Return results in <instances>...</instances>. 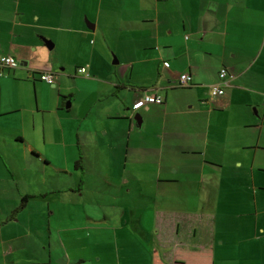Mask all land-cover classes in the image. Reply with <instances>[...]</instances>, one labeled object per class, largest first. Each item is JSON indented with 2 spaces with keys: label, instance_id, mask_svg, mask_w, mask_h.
Masks as SVG:
<instances>
[{
  "label": "crops",
  "instance_id": "1",
  "mask_svg": "<svg viewBox=\"0 0 264 264\" xmlns=\"http://www.w3.org/2000/svg\"><path fill=\"white\" fill-rule=\"evenodd\" d=\"M23 5V0H0V53L20 62L0 76V264H151L153 252L164 264H174L180 254L194 264H210V259L219 264L231 259L223 253V241L219 249L214 244L216 220L224 222L227 216L242 218L238 264H259V240L264 244V227L259 225L260 218L264 223V212L259 213L264 204V197L259 200V191H264V128L259 129L264 107V0H102L95 16L82 17L75 9L74 18L58 14L61 20L47 8ZM77 17L83 24L77 23L75 33L86 44L90 36L100 40L86 48V59L92 62L97 55L106 61L108 48L114 55L112 67L103 72L91 63V73L102 80L83 79L81 96L91 104L81 115V129L59 132L51 141L48 133V143L54 154L63 144L76 145L82 155L109 156L120 172L119 180H106L118 187L114 196H129L134 188L138 199L133 203L143 207L136 213L135 204L116 200L118 210L103 215L100 223L83 205L79 220L84 218V224L73 227L72 208L58 209L64 199L81 212L84 180L59 189L64 197L57 198V188L39 191V181L24 175L25 167L9 164V156L24 145L52 162L51 154L38 151V142L29 141L38 134L46 138L40 127L46 116L71 122L62 108L64 102L73 108L76 100L68 98L71 93L66 94L69 89L60 81L46 96L49 84L39 74L58 76L56 65L68 66L53 54L58 42L63 48H82L78 36L54 41L48 23L71 25ZM84 58L79 68L87 62ZM222 68L234 78L223 95L211 97L209 86L219 82ZM182 73L192 77L193 86H177ZM76 75L82 74L77 70ZM63 77L59 75L61 81ZM148 89L162 95L164 103L132 111L133 102ZM76 162V170L88 171ZM106 165L96 164L95 170ZM66 168L58 170L68 173ZM229 187L240 189L236 197H230ZM217 192H227L221 199L227 204L219 213ZM24 195L36 198L11 214ZM31 204L38 210L26 213ZM230 205L235 213L227 209ZM135 221L144 239L131 230Z\"/></svg>",
  "mask_w": 264,
  "mask_h": 264
},
{
  "label": "rangeland",
  "instance_id": "2",
  "mask_svg": "<svg viewBox=\"0 0 264 264\" xmlns=\"http://www.w3.org/2000/svg\"><path fill=\"white\" fill-rule=\"evenodd\" d=\"M102 0H23V6H41V8H44L46 10L47 8V12L49 11L51 14H54L56 16V19H60V16H58V14H65L67 15V13H71V15L73 16V18L75 17V9H79V14L83 15L84 14H88V15H92L95 16L97 13L96 10V6H98V4L101 2ZM114 2V0H113ZM116 6V5H114ZM119 6V4H118ZM69 7H71V10L69 11ZM72 11V12H71ZM103 13V12H102ZM120 14L121 11L118 12V16L116 17V19H120ZM78 15V16H80ZM78 18V17H77ZM73 20V22L71 23V25H69L68 23L66 24H60L58 23V21H54L52 22H48L51 23L50 27L52 30V34L55 35L56 38H54V41H58V37L59 36H78L75 33L76 29V25L77 23H81L83 24L82 20L80 18ZM61 20V19H60ZM85 22V20H84ZM46 23V24H48ZM126 24V23H125ZM61 27L63 30H61ZM79 39L82 42V48H80L79 50H71L68 44H64V48L62 47V45L57 44V47L54 49L53 54L58 58L59 61H63L65 62L68 66L65 67L61 66L60 62L59 64L56 65L55 67V72H60V74L54 73V78L55 81H60V86L62 85V87H66L69 89L67 93H71V95L68 96L72 97L73 99L76 100V104L73 108H71V106L66 109V104L67 102H64V107L62 108V114H64V116H68L71 119V122H68L67 120H65L63 123H59L58 122V116L54 115V116H46V120L44 122H40V127H42L43 125V132H45V136L46 138H44V136H42L41 134H38L37 138H32L30 139L29 142H38V144H40V150H38L40 153H43L46 156H49L50 154V158L52 162H48V160L45 162L43 159V155L40 154V156H36V152L35 155L32 154V152L29 149H26V147L23 146H18L16 148V150L13 151V154L9 156V164L10 163H15L18 167L20 168H24L25 172L24 175L27 174L28 177H30L33 180H38L39 184H37V186L39 187L38 190L40 191H49V190H53L54 188H57L58 190L56 191L57 194V198H63L64 196L62 195V189L63 187H67L68 185H75L78 186L80 184V182L84 180V198L83 200H81V205H79L78 207L80 208L81 212H76L75 210V205L73 204L74 202L71 203V205H67V203H65L66 201H61L60 205H59V209L58 210H64L67 212V210L69 208H72V219H71V225L73 227L79 226V225H83L84 224V218H81V220H79V216L80 213H82V215L84 214L85 211L84 208H82V206H85V210L88 214L95 216V219L98 220L100 223L102 222L101 217L103 215H107L110 217L111 213L116 212L118 209L115 206L116 205V200H120L122 201H127V204L133 205L135 204L137 207V211L140 210V208L143 207V204H137L136 202H134V200H137L138 198L136 197V192L134 190V188L132 189V192L129 196H125V197H116L114 196L115 193H117L116 191L118 190V187L116 188L115 186H112L111 184H108V182L106 180H110L113 182V180L111 179H116L119 180V174L120 172L115 170V165L111 160V158L107 155H104L102 158L101 156H96L93 152V155L89 154V155H82L81 152L78 150V148L76 147V145L73 148H70L69 145H60L57 149H56V153L54 154V151L52 149V145L51 143H48V137L47 134L51 133V138L50 141L52 139L56 140V137L58 136V134L65 132L64 134H68V131H70L72 129V131H75V129H81L80 127V122H81V115H84L85 111L89 108L90 106V102L85 100L83 96H81L82 94V90H84L85 87V83L83 81V79L86 78H92L93 80H98L101 81L102 79L100 78V74H92L91 70H92V66L91 63L93 64V66L97 67L98 69H100L101 71L105 70L107 67H112V64L110 61H112V57L114 56L113 53L111 52L110 49H106L107 52V60L105 61L103 56L99 57V56H94L93 61L90 62L89 60L86 59L89 58L90 56V52L86 53V48L89 50L90 46H97L100 43L99 38L95 37V36H90L88 37L89 44H86V42L83 40L82 37H80V35L78 36ZM82 50L85 52V56L80 53L82 52ZM85 57L84 62L87 61L83 67H85L87 69V75H76V71L79 69L78 65L81 61V59ZM61 68H63L64 70H61ZM104 72V71H103ZM63 74L64 77L62 78V81L59 79V75ZM86 76V77H85ZM57 87V85L55 86ZM47 90L45 91V95L48 96L50 89H53L50 85L47 86ZM93 97L89 98V100L93 101ZM263 105H264V101H263ZM261 113H259V129L261 127L264 128V107L260 108ZM48 115V114H47ZM7 118V117H5ZM3 118V119H5ZM117 123V122H116ZM60 132V133H59ZM259 133L262 136L261 130H259ZM65 135V136H66ZM76 139V138H75ZM260 139V138H259ZM63 138L60 139V141H62ZM41 143H46V145L43 147V145ZM73 143L74 139H73ZM13 144V142H12ZM51 156H55V157H51ZM78 161L79 164L82 163L86 168H87V172H82L81 170H76L74 167V162ZM67 163V164H66ZM8 164V163H7ZM60 164V166H59ZM96 164H109L106 165L108 166L111 170H106V166H102L103 168L101 170H95V165ZM61 166L65 167L67 166L66 169L69 168L68 173H63L62 171L58 170L59 168H61ZM174 171V170H172ZM124 174L127 176L128 172H124ZM165 173H163L164 175ZM23 177L25 178L26 176ZM108 176L111 178H108ZM91 181H98V185L96 186H92ZM217 182V181H216ZM215 182V183H216ZM184 190H187V188H184ZM232 190L233 192H235L234 194H232ZM120 193H122V191H124L123 189L119 190ZM229 191L231 192V196L236 197V193L240 191L239 188H231L229 187ZM225 194V195H224ZM238 194V193H237ZM217 196V203L215 206V211H217V213H219L221 210V207L225 204H227V202L225 204H222L221 199H223L225 196H227V192H221L220 196H219V192H217L216 194ZM40 197H44V196H40ZM39 197V200L42 201V198ZM264 197V191H259V200L263 199ZM36 197H33L31 199H34ZM47 199H45L46 201ZM29 203V202H28ZM32 204H34L33 201H31ZM30 205L26 210V213H32L33 211L36 212L37 209V205ZM43 206V203H39V206ZM181 204H177L175 206H180ZM229 205V204H228ZM228 210L232 211L235 213V211L233 210L232 206H228L227 208ZM245 210H250L249 207H246ZM264 212V204L263 205H259V213ZM238 213V212H237ZM41 214V213H39ZM40 216V215H39ZM57 216L58 213H57ZM84 217V216H83ZM58 218L56 219V224H58ZM242 223V218L238 217V216H227V218L225 219V221L223 222L220 218H217L216 220V224H215V242L214 244L217 246V249L220 248L219 244L223 241L224 245L222 246L223 249V253L228 256L231 257L230 260L221 263L219 261V264H238L239 263V258H240V252H241V248H240V240H239V226ZM259 225L264 227V223L263 220L260 218L259 221ZM135 229L136 233L138 236L141 235V239H144V235L140 234L141 233V229L138 226L137 222L135 221L133 223V226L131 227V230ZM94 233L95 231L93 229H88V231H91ZM260 230V228H259ZM261 231V230H260ZM200 236H204L205 238H207V232H200ZM255 245L253 244V251H255ZM264 247V244L262 243L261 240H259V264H264V250H262V248ZM242 264H247V263H242ZM249 264H255V263H249Z\"/></svg>",
  "mask_w": 264,
  "mask_h": 264
},
{
  "label": "built area",
  "instance_id": "3",
  "mask_svg": "<svg viewBox=\"0 0 264 264\" xmlns=\"http://www.w3.org/2000/svg\"><path fill=\"white\" fill-rule=\"evenodd\" d=\"M166 67H169L168 62H164ZM20 66V62L11 55L1 54L0 53V76L4 75L6 69H14ZM79 73L83 75H87V69L85 67H81L78 69ZM219 82L217 84H213L209 86L208 93L211 97H216L224 94L225 88L230 85V81L234 78L232 74H230L225 68H222L219 73ZM39 78L41 81L49 85L55 84L54 74L52 72L42 71L39 74ZM177 86L179 87H190L193 86L192 77L188 73H182L179 75L177 80ZM164 97L157 92L148 89L142 94V96L135 100L131 105V110L136 111L141 107H146L152 104H163Z\"/></svg>",
  "mask_w": 264,
  "mask_h": 264
},
{
  "label": "trees",
  "instance_id": "4",
  "mask_svg": "<svg viewBox=\"0 0 264 264\" xmlns=\"http://www.w3.org/2000/svg\"><path fill=\"white\" fill-rule=\"evenodd\" d=\"M32 154L35 155L34 152H32ZM36 156H38V155L36 154ZM76 163H79V162L77 161ZM80 183H82V181ZM32 197L33 196H30V195L22 196L19 205L15 208V210H13V213H11V214H15L18 211H20L23 208H25L27 203H28V201H29V199H31ZM189 255L195 256L194 253H191ZM185 256H186V254L177 255L176 258L174 259V264H194V261L192 259H185ZM205 256L207 258H211V255L209 253H205ZM151 264H164V263L157 257L156 253L153 252L152 259H151ZM210 264H212V260L211 259H210Z\"/></svg>",
  "mask_w": 264,
  "mask_h": 264
},
{
  "label": "water",
  "instance_id": "5",
  "mask_svg": "<svg viewBox=\"0 0 264 264\" xmlns=\"http://www.w3.org/2000/svg\"><path fill=\"white\" fill-rule=\"evenodd\" d=\"M50 86H51V87H54L55 84H54V85H50ZM70 105H71L70 103H67V104H66V109H68V108L70 107ZM135 119L138 120L137 115H135Z\"/></svg>",
  "mask_w": 264,
  "mask_h": 264
}]
</instances>
